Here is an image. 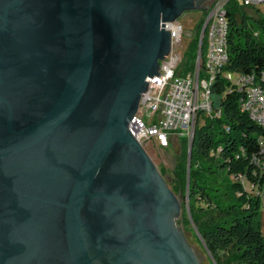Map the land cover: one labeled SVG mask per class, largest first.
I'll return each instance as SVG.
<instances>
[{
  "label": "water",
  "instance_id": "1",
  "mask_svg": "<svg viewBox=\"0 0 264 264\" xmlns=\"http://www.w3.org/2000/svg\"><path fill=\"white\" fill-rule=\"evenodd\" d=\"M205 1L0 0V264H201L130 125Z\"/></svg>",
  "mask_w": 264,
  "mask_h": 264
},
{
  "label": "trees",
  "instance_id": "2",
  "mask_svg": "<svg viewBox=\"0 0 264 264\" xmlns=\"http://www.w3.org/2000/svg\"><path fill=\"white\" fill-rule=\"evenodd\" d=\"M227 10L229 62L211 87L212 115L199 116L190 167L188 153L173 182L161 174L184 200L181 225L197 231L212 264H264V128L244 111L245 92L224 77L231 72L260 80L264 16L256 9L247 12L235 1ZM202 27L201 19L182 53L181 76L196 69ZM204 56L205 44L202 60Z\"/></svg>",
  "mask_w": 264,
  "mask_h": 264
},
{
  "label": "built area",
  "instance_id": "3",
  "mask_svg": "<svg viewBox=\"0 0 264 264\" xmlns=\"http://www.w3.org/2000/svg\"><path fill=\"white\" fill-rule=\"evenodd\" d=\"M233 1L244 9L258 10L264 5V0H214L202 16L205 34L200 40L201 52L198 53L196 69L185 76L179 74L183 58V52L179 50L183 27L179 21L165 24V29L171 33V53L161 63L160 76L148 79L149 89L130 125L133 135L143 146L154 142L161 148H168L174 139L189 142L199 116L212 115L211 87L229 62L227 7ZM224 77L245 92L242 100L244 111L264 128V70L259 81L253 76L231 72H225ZM261 199L264 207V188Z\"/></svg>",
  "mask_w": 264,
  "mask_h": 264
},
{
  "label": "rangeland",
  "instance_id": "4",
  "mask_svg": "<svg viewBox=\"0 0 264 264\" xmlns=\"http://www.w3.org/2000/svg\"><path fill=\"white\" fill-rule=\"evenodd\" d=\"M214 0H207L201 4L200 8H208L212 5ZM203 9H199L196 11L186 12L180 19L179 22L183 27V41L179 50L184 52L190 39L194 34V28L202 19L203 14L207 11ZM261 14L264 16V5L258 7ZM144 147L154 162V164L161 171L165 174L166 180L169 182H173L176 177V172L179 165L183 162L186 155H188L189 151V143L182 142L181 139H174L171 146L168 148H161L156 143L151 144H144ZM175 194V193H174ZM177 199L181 205V214L180 217L177 219V225L180 227L184 234L185 238L190 244V246L195 251L196 255L198 256L201 264H212L209 260V256L206 253L201 241L199 234L197 231H193L191 229H185L183 225H181L182 217H183V199L177 196ZM261 225H262V232L264 234V207H262L261 211Z\"/></svg>",
  "mask_w": 264,
  "mask_h": 264
},
{
  "label": "crops",
  "instance_id": "5",
  "mask_svg": "<svg viewBox=\"0 0 264 264\" xmlns=\"http://www.w3.org/2000/svg\"><path fill=\"white\" fill-rule=\"evenodd\" d=\"M247 10V12H249V11H251V10H253V9H246ZM255 10V9H254ZM257 10V9H256ZM259 12H260V10H258ZM261 13V12H260ZM204 15V14H203Z\"/></svg>",
  "mask_w": 264,
  "mask_h": 264
}]
</instances>
